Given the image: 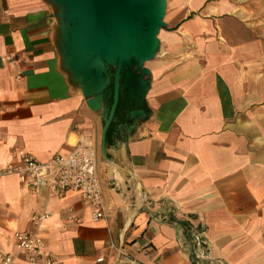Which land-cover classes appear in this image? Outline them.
I'll use <instances>...</instances> for the list:
<instances>
[{
  "label": "crops",
  "instance_id": "0c3cea01",
  "mask_svg": "<svg viewBox=\"0 0 264 264\" xmlns=\"http://www.w3.org/2000/svg\"><path fill=\"white\" fill-rule=\"evenodd\" d=\"M165 1L135 107L108 132L70 67L64 6L0 0V253L25 231L43 245L32 264H264V0ZM80 142L98 152L102 219L5 173Z\"/></svg>",
  "mask_w": 264,
  "mask_h": 264
},
{
  "label": "water",
  "instance_id": "95a60500",
  "mask_svg": "<svg viewBox=\"0 0 264 264\" xmlns=\"http://www.w3.org/2000/svg\"><path fill=\"white\" fill-rule=\"evenodd\" d=\"M68 21L70 67L92 109L105 110L103 92L113 82V100L107 128L118 103L120 80L138 73L136 87L144 85V61L155 53L163 25L165 0H58ZM114 68V73L108 68ZM124 70H126L124 72ZM131 91V96H133ZM133 98V97H132Z\"/></svg>",
  "mask_w": 264,
  "mask_h": 264
},
{
  "label": "built area",
  "instance_id": "2783aa9c",
  "mask_svg": "<svg viewBox=\"0 0 264 264\" xmlns=\"http://www.w3.org/2000/svg\"><path fill=\"white\" fill-rule=\"evenodd\" d=\"M19 158L21 165L9 166L5 173L17 175L19 182L30 190L47 187L58 195L68 190L74 191L92 208L91 217L94 221L105 216V204L97 173L98 152L94 145L80 142L68 153L58 155L46 164L37 162L26 153H21ZM45 217L46 215L34 216L33 220ZM14 238V252L0 253V264H19L17 254L20 253L25 255L27 263H35L43 246L38 237L25 231H17ZM97 261L102 262L103 258H98ZM46 263L53 264V261L47 258Z\"/></svg>",
  "mask_w": 264,
  "mask_h": 264
},
{
  "label": "trees",
  "instance_id": "16d2710c",
  "mask_svg": "<svg viewBox=\"0 0 264 264\" xmlns=\"http://www.w3.org/2000/svg\"><path fill=\"white\" fill-rule=\"evenodd\" d=\"M125 71L126 70H124V72ZM108 72L111 73V75H112L114 73V68L109 67L108 68ZM136 76L138 77V73H136ZM120 84H121V80H120ZM112 100H113V83H112V80H111L110 85L104 91V102H105L106 108H110V106L112 104ZM122 102L123 101L121 100L120 94H119L118 103H117V106H116V109H115L113 120L111 121V123H110V125L108 127V132L115 126V124H116L115 122L119 123L122 120H124V118L127 116V113H128L129 110L126 109L124 103H122Z\"/></svg>",
  "mask_w": 264,
  "mask_h": 264
},
{
  "label": "flooded vegetation",
  "instance_id": "af4514ba",
  "mask_svg": "<svg viewBox=\"0 0 264 264\" xmlns=\"http://www.w3.org/2000/svg\"><path fill=\"white\" fill-rule=\"evenodd\" d=\"M130 76L121 79V91L120 98L123 101L127 110H131L135 107V102L131 97V91H134L136 88V73L134 71H130Z\"/></svg>",
  "mask_w": 264,
  "mask_h": 264
}]
</instances>
